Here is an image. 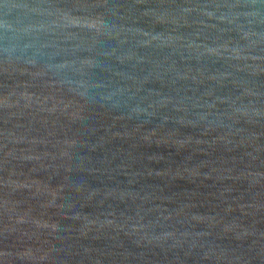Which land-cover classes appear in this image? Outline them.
<instances>
[{"label": "water", "instance_id": "1", "mask_svg": "<svg viewBox=\"0 0 264 264\" xmlns=\"http://www.w3.org/2000/svg\"><path fill=\"white\" fill-rule=\"evenodd\" d=\"M0 264H264V0H0Z\"/></svg>", "mask_w": 264, "mask_h": 264}]
</instances>
